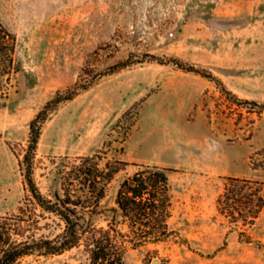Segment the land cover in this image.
Returning a JSON list of instances; mask_svg holds the SVG:
<instances>
[{
	"label": "rangeland",
	"instance_id": "obj_1",
	"mask_svg": "<svg viewBox=\"0 0 264 264\" xmlns=\"http://www.w3.org/2000/svg\"><path fill=\"white\" fill-rule=\"evenodd\" d=\"M0 21L16 37L12 60L0 39V213L24 203L31 120L58 91L93 81L42 125L33 158L41 191L63 194L64 164L79 156L125 161L93 217L106 224L137 164L165 166L175 234L128 245L126 264H144L153 251L169 264H264V208L241 233L245 227L217 206L228 176L259 180L264 196V108L234 98L264 103V0H0ZM149 54L203 67L234 95ZM127 58L135 62L100 75ZM16 264H88V257L75 247Z\"/></svg>",
	"mask_w": 264,
	"mask_h": 264
},
{
	"label": "trees",
	"instance_id": "obj_2",
	"mask_svg": "<svg viewBox=\"0 0 264 264\" xmlns=\"http://www.w3.org/2000/svg\"><path fill=\"white\" fill-rule=\"evenodd\" d=\"M0 39L7 43V54L12 60L15 35L0 21ZM160 63H171L184 71L195 72L215 80L226 94L234 95L220 79L207 69L178 57H162L149 54ZM127 58L113 65L112 73L134 63ZM93 81L58 91L30 122L28 148L22 162L27 194L17 212L0 213V264H16L30 255H55L75 247L87 254L88 264H126L124 255L128 245L145 246L149 243L168 241L175 230L169 220L172 216V185L169 168L157 164H137L138 168L124 177L119 184L115 206L109 208L111 218L106 224L94 220L101 214L102 198L114 175L126 162L108 159L101 165V154L79 156L70 164H64L61 174L62 193L54 197L45 195L33 174V158L43 123L56 106L72 99ZM259 109L264 103L244 100ZM106 157V156H105ZM259 180L228 176L224 190L217 199V206L231 222L247 228L253 226L264 208V196ZM49 215V216H47ZM55 216L58 220L45 222ZM59 226V231L39 233L45 228ZM147 253L144 264H169V259L156 251Z\"/></svg>",
	"mask_w": 264,
	"mask_h": 264
}]
</instances>
